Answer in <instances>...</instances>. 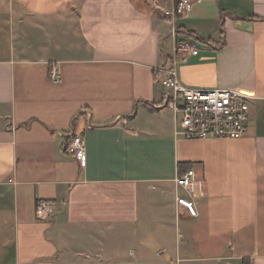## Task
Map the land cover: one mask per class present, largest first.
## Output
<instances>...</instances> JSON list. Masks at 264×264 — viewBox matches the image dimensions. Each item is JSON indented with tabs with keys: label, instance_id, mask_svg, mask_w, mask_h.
<instances>
[{
	"label": "crops",
	"instance_id": "0c3cea01",
	"mask_svg": "<svg viewBox=\"0 0 264 264\" xmlns=\"http://www.w3.org/2000/svg\"><path fill=\"white\" fill-rule=\"evenodd\" d=\"M154 1L179 0H0V264H59L137 222L142 247L175 237L172 263L264 264V0H191L175 19ZM173 27L198 46L182 83L250 97L243 137L176 135L157 72ZM74 133L84 161L65 155ZM190 168L193 191L176 182ZM42 198L58 202L50 222Z\"/></svg>",
	"mask_w": 264,
	"mask_h": 264
},
{
	"label": "built area",
	"instance_id": "2783aa9c",
	"mask_svg": "<svg viewBox=\"0 0 264 264\" xmlns=\"http://www.w3.org/2000/svg\"><path fill=\"white\" fill-rule=\"evenodd\" d=\"M191 6V0H179L172 9L165 10L157 1L153 7L161 10L162 14L171 19L185 15ZM172 34L176 38L174 53L165 64L157 69L161 75L159 82L164 90V98L160 108H170L176 118L177 136L189 140L198 139H239L249 129L251 119L250 97L227 88L204 89L189 87L182 83L179 77V64L186 59L185 53H194L198 46L192 42L178 41L177 29L173 27ZM50 78L54 83L62 82L60 69L53 68ZM65 155L79 161L86 159V141L81 134H72L71 140L65 147ZM178 185L193 191L199 181L196 179L194 168L188 169L177 176ZM189 213L197 215L195 203L186 198H179ZM58 209L54 199H38L36 217L39 221H52Z\"/></svg>",
	"mask_w": 264,
	"mask_h": 264
},
{
	"label": "rangeland",
	"instance_id": "374dc122",
	"mask_svg": "<svg viewBox=\"0 0 264 264\" xmlns=\"http://www.w3.org/2000/svg\"><path fill=\"white\" fill-rule=\"evenodd\" d=\"M175 225L176 223L174 227ZM139 228L137 222V225L132 224L123 229L125 233L121 237L112 236V247H80L79 255L70 248L65 249L64 259L59 264H177L172 263L176 260L175 247H172L175 237L172 234L162 237L160 241L154 236L150 241H145V247H142L141 239L144 236L139 233ZM163 245L168 246L162 247ZM200 264H215V262L204 261Z\"/></svg>",
	"mask_w": 264,
	"mask_h": 264
},
{
	"label": "trees",
	"instance_id": "16d2710c",
	"mask_svg": "<svg viewBox=\"0 0 264 264\" xmlns=\"http://www.w3.org/2000/svg\"><path fill=\"white\" fill-rule=\"evenodd\" d=\"M181 31L180 30H178L177 29V40L178 41H185L184 39H178V34L180 33ZM185 32H187V34H189V36H191V37H194L195 36V34L193 33V32H191V31H185Z\"/></svg>",
	"mask_w": 264,
	"mask_h": 264
}]
</instances>
